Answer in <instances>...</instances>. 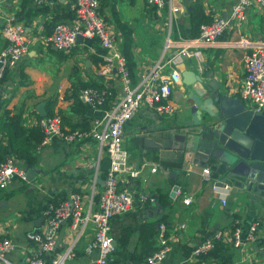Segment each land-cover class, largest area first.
Instances as JSON below:
<instances>
[{
  "label": "crops",
  "instance_id": "0c3cea01",
  "mask_svg": "<svg viewBox=\"0 0 264 264\" xmlns=\"http://www.w3.org/2000/svg\"><path fill=\"white\" fill-rule=\"evenodd\" d=\"M54 1L55 7L50 9L38 6L36 0H0V53L7 45L1 33L4 15L12 14L17 18L30 42L26 55L0 82V117L5 110L11 115L20 114L27 132L37 126L40 119L50 117V113L62 119L66 131L89 128L95 118L101 117V112L90 110L79 97L80 102L76 103L81 86L109 89L111 104L120 97L121 83L116 74L113 71L101 74L105 51L95 40H77L69 52L43 44L42 39L52 33L55 23L73 21L69 2ZM236 1L165 0V6L157 13L143 0H100L99 12L126 60L132 84L159 61L164 65L163 73L179 70L178 65L183 63L185 70L197 75L213 71V78L224 94L240 98L246 51L240 44L246 41L264 44V14L258 9L249 10L243 25L228 28L214 45L201 49V59L173 60L181 42L196 37L191 23L193 11H200L211 20L219 16L225 18ZM186 94L182 83L172 90L169 102L176 108L172 117L160 118L151 110L140 109L125 124L122 145L129 154V164L139 176L124 179L121 186L134 194L153 195L157 203L135 202L129 212L112 219L111 234L113 245L116 244L112 260L116 264L133 263L142 260L148 251L156 250L155 235L149 240L147 226L153 224L157 231L162 222L170 233V251L160 264H264V248L259 240L264 234L263 203H252L242 192L228 187L223 204L213 190L214 181H205L202 177V170L207 166L189 165L183 170L172 163L161 162L160 157L165 158V154L168 159L173 157L167 152L145 149L139 140L145 132L166 130L170 121H189ZM33 154L36 162L32 166L18 161L26 176L30 168L37 172L35 177L29 182L14 178L5 190H0V240L5 238L13 244V250L6 254V259L13 264H28L36 252L37 245L30 242L27 235L43 230L45 207L66 200L73 193L81 195L86 207L92 206L103 188L100 181L104 180L109 167L106 151L99 153L91 140L66 144L52 138L45 146L40 143ZM155 165L157 170L153 173L151 169ZM174 187L178 189L172 198ZM184 198H191L189 206L182 204ZM235 222L244 237L251 224L257 223L255 241H245L235 248ZM182 224L184 228L179 230ZM91 236L92 226L89 225L73 244V233L67 224L63 225L55 255L46 256V260L50 262L56 255L71 250L72 258L63 264H93L95 253L92 256L85 253ZM213 239L222 244L218 252L193 257V250L199 244ZM121 242L124 246L119 248Z\"/></svg>",
  "mask_w": 264,
  "mask_h": 264
},
{
  "label": "built area",
  "instance_id": "2783aa9c",
  "mask_svg": "<svg viewBox=\"0 0 264 264\" xmlns=\"http://www.w3.org/2000/svg\"><path fill=\"white\" fill-rule=\"evenodd\" d=\"M73 12L71 23L57 22L52 33L45 36L43 44L52 45L61 52H69L75 47L77 38L95 40L105 51L101 74L106 75L113 71L121 83L120 97L111 104V92L107 88H80L79 99L92 111H100L101 117L95 118L87 130L66 131L62 127L58 116L40 119L37 126L43 133L41 146H45L52 138H58L66 144L93 141L99 153L103 150L109 159V167L103 180V188L97 194V201L92 206L83 204L79 193L71 194L66 200L49 203L42 215L44 228L38 233L27 235V239L37 245L36 252L28 264H63L72 258L71 250L62 255H56L48 262L46 256L55 255L57 237L60 228L67 224L74 235L75 244L85 233L89 225L92 226V236L87 243L85 253L92 256L95 253L93 264H112L114 251L111 234V221L116 216L129 212L135 202L141 205H155V196L145 192L134 194L128 188H123L124 179H136L139 172L129 164V154L123 148V134L125 124L140 109H148L160 117H172L176 108L169 102L172 90L181 84V77L177 70L163 73L164 65L161 61L141 74L136 84H132L127 63L119 50L113 33L99 12L100 0H67ZM154 8L157 13L165 6V0H143ZM40 7L53 9L54 0H36ZM258 9L264 14V0H237L225 17H215L208 24H202L198 36L181 42V47L175 53L173 60L201 59V49L215 44L218 37L232 26L240 27L247 18L249 10ZM170 25V16L168 22ZM1 33L7 42L0 53V82L8 70L17 67L26 55L30 42L26 39L23 26L12 14L4 15L1 23ZM168 42L166 46H168ZM245 48L243 66L245 76L239 89L240 99L254 112H264V44L261 42L241 43ZM105 105L107 106L105 108ZM153 166L151 172H155ZM202 177L209 181V170H202ZM14 178L26 181V171L19 166L18 159L11 155L0 163V190H5ZM213 190L220 196L223 204L229 192L228 187ZM92 201V200H90ZM191 198H184L182 204L189 206ZM95 204V205H94ZM235 222L233 231V246L240 247L245 241L253 242L256 239L258 224L253 223L245 237ZM184 224L179 226V230ZM218 237V236H217ZM156 250L142 262L128 264H160L170 251V233L164 223H160L155 234ZM264 248V234L259 236ZM211 241L199 244L193 250V257L206 255L212 249ZM13 244L8 239L0 240V264H13L6 259V254L13 250Z\"/></svg>",
  "mask_w": 264,
  "mask_h": 264
},
{
  "label": "water",
  "instance_id": "95a60500",
  "mask_svg": "<svg viewBox=\"0 0 264 264\" xmlns=\"http://www.w3.org/2000/svg\"><path fill=\"white\" fill-rule=\"evenodd\" d=\"M178 66L190 120L170 121L164 131L145 132L139 138L142 146L170 153L173 158L165 154L160 161L183 170L189 165L207 166L214 187H230L252 203L264 204V112L252 111L240 98L227 97L213 71L197 75L185 70L183 63ZM36 173L27 168L26 181ZM177 189H172V198Z\"/></svg>",
  "mask_w": 264,
  "mask_h": 264
},
{
  "label": "trees",
  "instance_id": "16d2710c",
  "mask_svg": "<svg viewBox=\"0 0 264 264\" xmlns=\"http://www.w3.org/2000/svg\"><path fill=\"white\" fill-rule=\"evenodd\" d=\"M212 20L205 16L200 11H193L191 13V23L193 30L195 31V36L199 34V28L202 24H208ZM81 88H87V86H81ZM94 88V87H92ZM76 103L78 104L80 100L78 96L76 97ZM107 106L105 105V108ZM49 116H52L50 113ZM62 123V119H61ZM63 127V126H62ZM88 129V128H87ZM84 129V130H87ZM75 130V129H74ZM73 131V130H71ZM0 133L3 138L0 139V163L3 162L8 156H15L19 161L27 166H32L36 162V158L34 157V152L36 148L40 145L43 139V133L39 126H35L31 128L28 132L22 126V118L21 115H11L8 110H5L3 115L0 117ZM5 141V142H4ZM162 223V222H160ZM153 224H149L147 228L150 230L149 240L156 234V231L153 227ZM148 242V241H147ZM149 245L152 244L148 242ZM212 250L210 252L216 253L218 249L222 247L217 240H212ZM124 246V242L120 243V247ZM155 250H150L142 260L133 263L142 262L148 255L153 253ZM113 256V254H112ZM219 257H221L219 255ZM112 264H116L114 260L111 261Z\"/></svg>",
  "mask_w": 264,
  "mask_h": 264
}]
</instances>
